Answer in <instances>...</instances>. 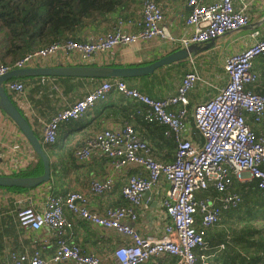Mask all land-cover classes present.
<instances>
[{
    "label": "built area",
    "instance_id": "built-area-1",
    "mask_svg": "<svg viewBox=\"0 0 264 264\" xmlns=\"http://www.w3.org/2000/svg\"><path fill=\"white\" fill-rule=\"evenodd\" d=\"M237 1L243 0H187L189 13L186 23L191 27V34L178 37L164 25L162 6L155 0H143L136 32H130L125 24L130 23V19L120 18L113 29L100 34L95 40L82 41L74 37L54 40L13 63L1 62L0 76L13 69L41 64L45 58L56 53L76 58V64L82 66L97 54L133 42L159 39L180 49L215 41L249 24L247 5L236 8ZM258 34L255 31L253 36ZM258 57L264 62V37L254 40L243 51L228 56L224 64L226 84L212 98L194 106L192 115L198 132L204 138L202 145L183 134L191 113L189 92L200 79L199 74L193 71L183 76L176 94L167 98H153L122 79H111L58 111L44 125L41 135L44 146L57 142L62 122L82 117L93 110L97 102L107 100L111 92L117 91L143 103L145 108L137 113L145 121L159 124L164 136L174 139L176 149L171 158L160 161L153 156L149 142L137 133L132 124L116 130L103 129L75 154L79 160H85L98 150L109 157L116 168L134 165L146 170V178L132 173L131 169L127 171L128 179L122 192L131 206H117L109 208L105 214H98L90 210L84 193L72 191L65 197L50 196L43 210L35 209L31 203H22L17 210L19 224L30 230H39L44 226L53 230L56 245L52 258L54 263L72 260L79 264H103L98 256L86 253L67 238L66 230L73 225L65 212L68 209L95 225L115 229L129 237L130 244L120 245L114 250V264H144L166 254L175 258L174 264H207L205 255H201L203 261L198 262L195 251L208 248L205 236L221 220L222 212L240 205L242 194L233 191L234 178H242L247 173L259 180V185L264 188V135L258 134L247 119L250 117L257 124L264 119V92H255L249 87L257 79L254 61ZM5 87L9 94L18 96L26 91L23 80L6 81ZM162 179L167 183L164 202L169 223L166 233L161 238L142 236L132 225L138 218L136 207L143 203L145 192L154 189ZM111 184V179H96L91 184V190L102 193L111 188ZM211 187L221 194L217 202L195 197L197 192ZM198 214L200 220L197 219ZM49 263L36 254L32 258L20 256L11 264Z\"/></svg>",
    "mask_w": 264,
    "mask_h": 264
},
{
    "label": "crops",
    "instance_id": "crops-1",
    "mask_svg": "<svg viewBox=\"0 0 264 264\" xmlns=\"http://www.w3.org/2000/svg\"><path fill=\"white\" fill-rule=\"evenodd\" d=\"M142 1L135 0L112 13L98 17L94 22L76 30L72 37L82 41L95 40L100 34L113 29L120 18L130 19L131 22L125 24L130 32H136ZM155 1L163 8L165 13L163 23L171 33L178 37L191 34V27L186 23L189 13L187 0ZM244 4L247 5V13L250 16L248 25L229 32L215 41L194 44L202 46V50L193 52L185 60L162 66L153 73L132 78L14 77L12 79L23 80L26 83V91L20 96L10 95L41 139L44 125L54 114L91 93L97 85L105 80L122 79L129 86L135 87L153 98L163 99L176 94L186 73L197 72L200 79L189 92L191 113L183 134L196 144L202 145L204 138L198 132L192 115L194 106L212 98L219 88L226 84L227 74L224 64L228 56L243 51L254 40L264 37V0L237 1L235 6L240 8ZM255 31L259 32L256 37L253 36ZM10 42L11 38L7 31L0 29V63H10L15 60V56L9 50ZM177 49V46L159 39L133 42L97 54L85 65H147ZM77 62L76 58L71 59L64 53H56L45 58L41 64L30 66H77L79 65L76 64ZM254 69L257 79L249 87L255 92L263 93V58H256ZM174 75H178V79L171 85H165L167 79ZM144 108L143 103L127 98L117 91L111 92L106 101L97 102L93 110L88 111L82 117L60 124L57 142L49 147L48 155L51 160L49 181L26 190L0 186V264H11L20 256L25 255L32 258L36 254L49 261V264H79L72 260L54 263L52 258L56 252V245L53 230L48 226L39 230L23 228L18 222L17 210L22 203H31L35 209L43 210L45 201L50 196L65 197L72 191L84 193L88 198L90 210L98 214H105L109 208L117 206H131L130 201L124 197L122 192L128 179L127 171L131 169L132 173L146 178L148 176L146 170L134 165L116 168L111 159L98 150H95L89 158L79 160L75 151L84 146L92 136L101 130L106 128L121 129L130 123L135 127L137 133L149 142L156 159L165 161L167 158H171L176 149L174 139L166 138L159 124L147 122L137 113L139 109ZM38 118H40L39 122ZM247 119L258 134L264 135V119L261 124H257L250 117ZM38 159V155L20 128L0 108V175L18 176L16 174L37 163ZM96 179H111V188L102 193H93L91 184ZM166 189L167 183L162 179L154 189L148 190V193L145 192L143 203L136 207L138 218L132 222V225L138 229L142 236L161 238L166 233L165 229L169 223L167 207L164 202ZM232 189L242 194L240 205L237 208L224 210L220 223L211 227L207 233L208 241L213 238H222V242L230 244L232 249L221 255L222 250L218 253L219 255H205L204 260L209 259L206 261L208 264H227L229 255L239 253L240 244H233L232 240L237 238L246 240L258 235L264 240V188L259 185V180L244 173L242 178H234ZM220 195L211 187L206 191L197 192L195 197L210 198L217 202V197ZM254 196L255 199L252 198ZM244 207H252L254 216L246 218L244 222H233L231 213ZM65 212L73 223L72 228L66 230L67 238L78 244L86 253L98 256L103 264H114V250L120 245L130 244L129 237L116 232L115 229L95 225L68 209ZM200 217L198 214L197 219L200 220ZM247 225L256 227H253V232L249 230L247 233L245 232ZM222 248L224 250L226 246ZM207 251L199 250L200 262L203 261L201 255ZM216 255L218 256L214 258L213 256ZM219 256L221 261L213 262ZM210 257L213 258L210 259ZM174 262L175 258L166 254L148 260L144 264H174ZM257 264H264V259H261Z\"/></svg>",
    "mask_w": 264,
    "mask_h": 264
},
{
    "label": "trees",
    "instance_id": "trees-1",
    "mask_svg": "<svg viewBox=\"0 0 264 264\" xmlns=\"http://www.w3.org/2000/svg\"><path fill=\"white\" fill-rule=\"evenodd\" d=\"M133 1L135 0H0V29H5L11 38L9 50L15 56V60L13 61L15 62L24 55L42 48L54 40L72 37L74 32L82 26L94 22L98 17L112 13ZM57 78L69 79L75 77L58 76ZM36 134L39 136L37 132ZM49 147L44 146L47 154L50 153ZM42 172L43 163L41 158H39L37 163L16 175L35 176ZM13 188L17 190L27 189L21 187ZM252 198L255 199V196ZM253 216L254 210L252 207H244L231 213L233 222H244L246 218ZM247 227L248 229H245V232L248 233L249 230L253 232V227L256 226L250 225L249 227L247 225ZM205 239L208 248L204 250L208 251L202 255L218 254L222 250L221 255L232 249L230 244L222 242V238H213L211 242L208 241L206 235ZM236 240H232L231 243L241 244L246 240L248 241V239L244 240L243 238H237ZM252 243L260 247L261 252L264 254L263 237L258 235L253 239ZM220 244H224V248L225 246L226 248L223 250ZM195 252L198 256L199 250L196 249ZM218 255L213 257L216 258ZM213 257H210V259ZM239 259V253L229 255L227 264H238ZM261 259H264V256ZM204 261H209V259ZM219 261H221L220 256L213 262ZM244 261L245 258L242 259V262ZM198 262L201 263L202 261L200 262L198 258Z\"/></svg>",
    "mask_w": 264,
    "mask_h": 264
},
{
    "label": "water",
    "instance_id": "water-1",
    "mask_svg": "<svg viewBox=\"0 0 264 264\" xmlns=\"http://www.w3.org/2000/svg\"><path fill=\"white\" fill-rule=\"evenodd\" d=\"M202 46L194 45L189 48H180L169 54L141 66H38L13 69L0 76V108L16 123L23 135L33 147V150L41 158L43 172L35 176L0 175V186L31 188L41 185L51 178V160L44 145L28 118L11 99L7 92L5 82L14 77L25 76H68L81 78H132L153 73L156 69L185 60L193 52L201 51ZM148 193V191L146 192Z\"/></svg>",
    "mask_w": 264,
    "mask_h": 264
},
{
    "label": "rangeland",
    "instance_id": "rangeland-1",
    "mask_svg": "<svg viewBox=\"0 0 264 264\" xmlns=\"http://www.w3.org/2000/svg\"><path fill=\"white\" fill-rule=\"evenodd\" d=\"M178 79V75H174L172 77H169L165 83V85H171L175 82V80ZM37 121H40V118L37 119ZM42 121V119H41ZM248 229V227L246 228ZM253 238L248 239V241H244L243 243L240 244L239 248V256L240 259L238 261V264H257L258 262L261 261L262 256H264V254L261 252L260 247L256 246L255 244H253ZM225 244H227V242H225ZM245 258V261L242 262V259Z\"/></svg>",
    "mask_w": 264,
    "mask_h": 264
}]
</instances>
